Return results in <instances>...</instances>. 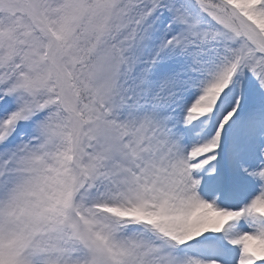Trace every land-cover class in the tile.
Listing matches in <instances>:
<instances>
[{"label": "snow or ice", "instance_id": "1", "mask_svg": "<svg viewBox=\"0 0 264 264\" xmlns=\"http://www.w3.org/2000/svg\"><path fill=\"white\" fill-rule=\"evenodd\" d=\"M0 264H264V0H0Z\"/></svg>", "mask_w": 264, "mask_h": 264}]
</instances>
